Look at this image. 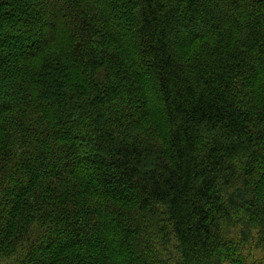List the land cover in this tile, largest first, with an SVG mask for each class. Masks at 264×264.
<instances>
[{
    "label": "trees",
    "instance_id": "1",
    "mask_svg": "<svg viewBox=\"0 0 264 264\" xmlns=\"http://www.w3.org/2000/svg\"><path fill=\"white\" fill-rule=\"evenodd\" d=\"M249 245L264 259V0H0V264Z\"/></svg>",
    "mask_w": 264,
    "mask_h": 264
},
{
    "label": "rangeland",
    "instance_id": "2",
    "mask_svg": "<svg viewBox=\"0 0 264 264\" xmlns=\"http://www.w3.org/2000/svg\"><path fill=\"white\" fill-rule=\"evenodd\" d=\"M244 253L247 256L248 264H252L253 261L256 264H264L262 253L259 250L254 249L253 246L249 245V248L246 247V249H244Z\"/></svg>",
    "mask_w": 264,
    "mask_h": 264
}]
</instances>
